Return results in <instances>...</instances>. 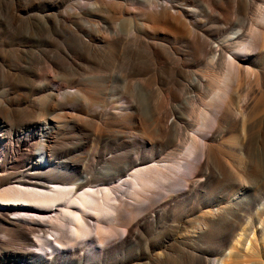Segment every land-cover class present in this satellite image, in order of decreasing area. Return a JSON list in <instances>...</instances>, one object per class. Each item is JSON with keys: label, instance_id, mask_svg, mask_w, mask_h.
Segmentation results:
<instances>
[{"label": "rangeland", "instance_id": "rangeland-1", "mask_svg": "<svg viewBox=\"0 0 264 264\" xmlns=\"http://www.w3.org/2000/svg\"><path fill=\"white\" fill-rule=\"evenodd\" d=\"M258 9H264V0L250 4L241 0H0V170L8 168L11 159L15 161L13 170L30 168L29 161L15 155L10 139L33 134L29 150L39 159L35 143L41 142L38 130L46 125L51 135L45 140L49 138L54 148L52 165L62 175L87 178L92 190L114 188L118 202L136 208L169 209L164 225L146 227L131 244L112 252L107 264H193L194 255L207 261L211 258L210 263L217 260V254L242 227H248V221L258 228L263 219L264 145L260 142L264 126L260 124L264 115L257 109L248 121L258 123L253 122V127L247 121L249 128L244 132L239 127L228 133L223 127L219 137H237L223 148L225 173L211 162L210 179L199 176L196 180L202 181L197 190L186 193L187 168L202 160L199 150L190 153V140L194 136L201 142L212 125L209 117L205 121L208 128L198 131L199 113L214 112L205 88L211 80L206 82L204 73L213 64L203 45L220 41L242 23L250 28ZM177 18L180 20L174 23ZM182 25L189 31H179L177 27ZM151 27L158 29L156 33ZM257 65L264 82V51ZM193 78L204 86L193 88ZM243 83H238L240 88ZM239 96V92L234 94L236 102L232 100L230 105L237 111ZM234 109H230L231 115L237 114ZM234 115L229 116L230 121ZM242 149L249 150L253 173L239 164ZM226 161L234 167H227ZM148 165L161 168L162 176L153 190L138 192L135 200L123 196L121 192L132 193L124 183L129 181L128 175ZM233 194L249 200L237 211L231 227L218 228L207 239L201 231L207 224L205 212L220 209ZM54 228L53 232L58 231V226ZM258 237L264 244V235Z\"/></svg>", "mask_w": 264, "mask_h": 264}, {"label": "bare ground", "instance_id": "bare-ground-1", "mask_svg": "<svg viewBox=\"0 0 264 264\" xmlns=\"http://www.w3.org/2000/svg\"><path fill=\"white\" fill-rule=\"evenodd\" d=\"M241 1L244 4H250L252 0ZM254 12L256 13L254 14L255 21L253 25L249 23L250 25L248 26H250V28L245 29L246 27H244L242 23V26L231 31L227 34L228 36H223L220 41L218 40L214 44L208 43L209 45H203V41L201 42L203 51L211 55L210 60L211 64H213L211 69L206 65L210 70L205 68L208 69V72H204L206 73V77L201 75V78H207V81L205 79L206 82L211 80L209 82L210 84L208 83L209 85L206 83L208 86L206 85L205 88L208 89L207 93H210L208 95H211L208 106L213 108L214 112H212V114L209 112L211 110L208 111L204 108L206 111L199 113L197 119L198 131H205L206 128H208L205 121L209 117H211L212 125L211 127L209 126L210 129L205 132L206 134L203 132L205 136L201 138L199 135L201 142H198L194 136L190 140V153L199 150L202 160L194 166L187 168L188 177L184 180V189L186 193H194L197 190V184L202 181H200L201 178L196 180L199 176H201L204 181L210 179V169L208 171V166L211 162H213V164L215 162L218 168H220V171L225 173L226 164L222 161L225 158V156L223 157V148L225 145L235 143L237 137L231 136L224 139L222 137L223 135L220 137L217 135L219 131L223 127L224 129L226 127L225 130L228 133L231 132L232 128L239 127L243 131L245 127L247 128L246 123L249 118H253L256 110L259 108L262 109L264 115L263 73L257 65V62L260 61L261 53L264 51V9L262 11L258 9ZM176 17H179L178 14ZM148 20H150V17ZM178 20L180 19H175L174 23ZM177 29L183 32H185V30L189 31V28L185 29L183 25L177 27ZM150 30L156 33L158 29L151 27ZM242 75L252 78H241ZM241 82L244 83L240 88L238 83ZM190 85L197 89L204 86L203 83L196 78L190 80ZM237 92L240 93L238 99L241 101V105L238 111L235 106H232V108H235L234 112L235 110L237 111L236 115H232L236 116L237 119H234L233 116L232 121H230L229 116L230 118L232 117L230 113V109L232 108H230V105L231 101L236 98L233 99V96L237 94ZM198 93L194 92L193 94L197 95ZM204 96H202L203 99ZM190 98L191 96L188 98L189 101ZM238 103L240 104V102L236 104ZM200 104L203 105V103ZM260 110L258 112H260ZM263 120L261 121V123H263L260 124L261 126H264ZM253 122L254 124L258 123V121L255 122V120L248 121V123H251V126H253ZM163 126L164 125H162V128L164 129ZM261 126H258L259 130L262 128ZM253 127L251 128L253 131L252 133L255 131ZM255 129L257 128L255 127ZM159 130L161 129L159 128ZM239 130L240 129H238V131ZM258 131L256 132L258 133ZM38 132L42 137L41 142L35 143L39 159L35 158L29 150L32 146V139L30 137H32L33 134L15 136V139H10L15 149V155L23 156L26 161H29L31 167L22 171L13 170L11 167L14 165L15 161L11 159L10 163H8L10 168L3 166V169L0 170V264H107L109 255L112 252L122 250L124 247L131 244L134 239L136 240L135 237L146 227L164 225L163 220L169 215V209H163L154 205L146 206L142 209L136 208L133 207L135 204H128L125 201L118 202V197L114 195V188L112 189L106 186L101 189L97 188L98 190H92L93 188H89L90 186L87 178H84V180H77L71 176L62 175L52 165L53 161L51 159V154L54 148L51 140H49V138L45 140L48 135H51V129L44 125ZM247 132L251 131L247 130ZM247 132L244 134H248V137L252 136V133L249 135ZM240 135H242V132ZM246 139L249 140V138ZM261 139L262 138H260V141ZM251 140L253 141L252 138ZM262 140L263 142L261 141L260 143L264 145V135ZM258 143H256V145ZM250 145L252 144L250 143ZM236 147L238 149V146ZM242 150L244 151V149ZM248 151H244L242 155L238 154L240 155L238 158L239 164L241 166L243 165L249 173H253L255 166H253L254 164L252 165L253 161L251 163V158L249 159L251 155H249ZM251 154L254 153L252 152ZM261 164H259V162L257 163V165ZM228 165L230 164L227 162V167L231 166ZM262 166L263 164L261 167ZM210 167L211 166H209V168ZM233 167L234 166H231V168ZM261 167L259 166L258 170ZM160 169L161 168H158L156 165L137 168L128 175L130 178L129 181L127 180V182H124L129 185L128 189H131L132 193L130 194L129 191H127L126 193L121 192V194L129 199L135 200L137 195H139L138 192H150L157 184H155L157 178L162 176ZM212 170L213 168L211 171ZM228 171L232 170L229 168ZM236 172H238V170ZM236 172L234 171V173ZM231 173L233 172H230V174ZM233 175L230 176L233 177ZM236 176L238 178V175ZM240 176L239 178L241 179L243 176ZM231 179L232 178H230V181ZM246 179L244 178L243 181H246ZM249 182L251 181L245 182L246 185ZM241 184L243 183L241 182ZM244 185L242 187H244ZM118 187L121 188L122 185ZM235 198L236 201H233ZM248 200V197H245V199L237 198V196L233 194L232 197L229 196L227 198L226 204L223 207L221 206L220 209L213 211L210 209V211L207 210L209 211L205 212L208 215L206 220L207 224L204 225V230L203 227L201 228L204 236L208 239V237L213 235L216 229L224 226L227 228V225L230 226V224L234 223L232 219L236 216L241 206L246 204ZM262 207L263 219L260 223V227H253L248 221V227L239 228L240 231L242 230L241 233L235 234V236L228 241L226 247L217 254V260L214 259L213 261L212 259L214 263L209 262L211 258L207 261L201 259V257L198 259L194 255V257H192L194 260L193 264H264V256L262 255L264 253V244L259 243L258 237V234H261V236L264 235V203H262ZM252 219L249 218V220ZM93 220L94 222H92ZM204 221L205 220H203V222ZM206 222H204V224ZM173 223L174 222H172V225ZM251 223L253 222L251 221ZM54 226H58V231H52ZM59 227H63L65 230ZM173 227L174 226H172V228ZM118 228L123 230L121 239L117 236ZM62 230L64 233H62ZM18 241L21 243H18Z\"/></svg>", "mask_w": 264, "mask_h": 264}]
</instances>
